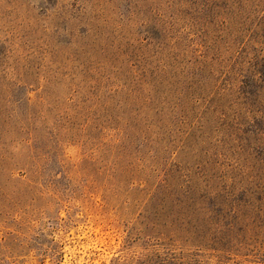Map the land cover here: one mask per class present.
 <instances>
[{"label": "rangeland", "instance_id": "1", "mask_svg": "<svg viewBox=\"0 0 264 264\" xmlns=\"http://www.w3.org/2000/svg\"><path fill=\"white\" fill-rule=\"evenodd\" d=\"M220 2L209 11L211 1L202 0L196 12L189 0H0V78L13 83L7 111H23L25 77L34 82L28 92L34 101L46 97L49 80L61 79L49 94L66 108L71 77L87 67L133 68L117 83L106 76L101 92L109 96L141 78L144 66L150 77L159 66L181 64L190 105L177 112L171 141L179 134L191 142L180 156L171 150L161 166L159 153L144 156L139 143L123 144L118 126L95 146L64 140L57 147L63 169L53 173L62 201L48 200L52 178L46 177V194L31 202L16 182L23 171L14 169L23 161V134L12 138L10 123L0 147V264H264V142L249 137L252 125L239 117L247 49ZM91 156L104 180L73 193L79 182L88 183L77 169ZM215 180L231 195L228 252L211 248L218 227L208 230L190 204L193 193L213 190Z\"/></svg>", "mask_w": 264, "mask_h": 264}, {"label": "trees", "instance_id": "2", "mask_svg": "<svg viewBox=\"0 0 264 264\" xmlns=\"http://www.w3.org/2000/svg\"><path fill=\"white\" fill-rule=\"evenodd\" d=\"M177 1L185 2V0ZM189 1L197 7L196 12H198L202 0ZM210 1L209 11L211 6H218L219 0ZM220 1L219 7L226 8L230 12L229 24L239 36L244 37L245 49H247L238 88L239 117L244 116L245 120H248L246 124L252 125V130L247 132V135L260 137L264 142V0ZM132 69L121 65L109 67L95 65L80 70L79 74L74 73L71 77L72 81L69 82L70 86H67V88L70 87V96L66 101V108L62 107L57 100L52 101L49 94L51 84L62 85L61 79L49 80L44 91L46 97L41 95L44 93H40L34 101L28 96L34 82L31 78L25 77L21 81L23 89L27 91L23 98V111L19 110L15 113L7 111L9 105L13 103L11 99L13 95L8 94L13 83L0 78V147H4L6 143L7 125L13 123L14 126L11 127L10 132L8 131L11 137L17 140L23 134V161H17L14 169L23 171V180L19 179L16 182L23 185L24 198L31 202H34L39 195L42 198L48 186L45 178L51 177L52 182L49 185L52 188L50 190L52 196L48 200L62 201L63 194L58 190L61 181L56 179L53 173L54 168L63 169L57 147L64 140L81 141L85 147L92 143L95 146L100 142L105 130L118 126L123 144L139 143L138 153H143L144 156L149 154V150L155 151V158L159 153L158 159L161 166L166 165L171 159L172 156L167 157L171 150L172 154L173 149L175 152L178 151L180 156L182 147H190L191 142L185 144L186 140H182L179 134L175 142L171 141L175 132V128L171 127L176 120L177 112L190 105L184 91L186 84L184 67L181 64L159 66L157 72L150 78L149 68L144 66L141 68L143 70L141 78H132L130 82L125 81L122 90H111L113 92L109 93V96L102 94L106 76L108 79L116 77L117 83L123 71L132 75L134 71ZM196 75L197 73L193 72L195 79H197ZM79 77L81 80L78 81ZM192 84L197 85V80L191 81L189 86L192 87ZM124 87L127 88L126 91ZM148 88H150L149 91ZM121 96H123L122 103L119 99ZM168 111L169 114H167ZM52 116L54 121L50 122ZM235 131L239 132V130ZM0 161L4 163L3 160ZM102 168L99 161L94 160L92 156L90 159H85L77 171L81 178H87L88 183H77V189L72 192L75 193L82 187L90 189L92 185L102 183L104 180ZM12 174H10V180ZM112 176L116 178V175ZM170 176L173 177L169 173L167 178ZM90 179H92L91 185ZM169 181L167 179V186ZM205 187L208 185L206 184ZM4 189V186L0 184V190L4 191ZM230 196L221 192L215 180L213 190H207L200 197L193 193L190 199L191 206L205 219L206 228L212 230L218 227L220 237L217 240H210L214 251L228 252L230 249L226 237L230 238L235 229ZM175 202L179 200L176 199ZM0 203H3L1 198Z\"/></svg>", "mask_w": 264, "mask_h": 264}]
</instances>
